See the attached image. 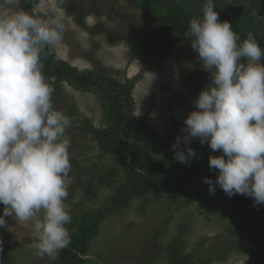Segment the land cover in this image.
I'll use <instances>...</instances> for the list:
<instances>
[{"label":"rangeland","instance_id":"obj_1","mask_svg":"<svg viewBox=\"0 0 264 264\" xmlns=\"http://www.w3.org/2000/svg\"><path fill=\"white\" fill-rule=\"evenodd\" d=\"M167 2L66 0L58 8L66 31L53 50L58 66L69 74H43L54 89V108L71 119L66 135L72 141V167L65 201L71 239L103 213L96 231L83 240L84 252L75 253L70 263L170 264L171 256L178 254L187 264H264V241L231 216L207 210L180 187L143 191L124 205L118 202L131 185L128 166L94 133L111 129L112 110L109 93L90 79H110L119 89H130L132 121L125 136L156 157L174 154L171 146L177 136L185 135L184 120L210 82V73L201 68L191 43L162 29L159 17H169L168 8L175 10ZM224 2L237 14L261 4V0ZM20 4L21 0L19 9ZM33 4V14L44 18L48 0L43 6L40 0ZM260 18L258 43L264 49V16ZM190 146L197 154L191 161L222 154L199 138ZM4 207L0 204V215ZM5 219L6 226L0 227V264L69 262L64 249L55 259L35 254L33 222Z\"/></svg>","mask_w":264,"mask_h":264},{"label":"clouds","instance_id":"obj_2","mask_svg":"<svg viewBox=\"0 0 264 264\" xmlns=\"http://www.w3.org/2000/svg\"><path fill=\"white\" fill-rule=\"evenodd\" d=\"M65 2L48 0L40 18L19 9V0H0V227L8 216L33 222L35 254L51 259L71 242L65 207L71 119L54 108L41 57L63 40L58 8ZM186 36L210 82L184 120L185 135L171 146L174 159L190 163L197 155L191 141L199 138L222 153L209 157L219 173L215 181L204 178L209 193L219 185L229 197L264 204V49L251 33L241 41L211 0L191 19Z\"/></svg>","mask_w":264,"mask_h":264},{"label":"trees","instance_id":"obj_3","mask_svg":"<svg viewBox=\"0 0 264 264\" xmlns=\"http://www.w3.org/2000/svg\"><path fill=\"white\" fill-rule=\"evenodd\" d=\"M167 1L170 2V4L167 2L168 5H174L176 11L168 8L169 17H159L162 29L166 32L175 31L183 40L191 43L186 36L190 21L202 15V10L209 0ZM211 2L220 13V20L229 21L241 41L246 39L249 33L253 34L258 42L261 40L258 32L261 31L260 16H264V0H261L259 6H253L255 9L240 14H237L224 0H211ZM33 3L34 0H21L20 9L33 14ZM41 62L44 65L45 75L65 77L69 74L65 68L58 66L53 49L42 55ZM90 80L99 82L109 93L111 106L108 109L112 110L111 129L96 130L94 133L108 143L105 147L107 150L116 152L128 166L131 185L124 191L123 197L118 199L120 205L129 202L143 191L180 187L207 210L231 216L238 221L242 229L252 231L258 239L264 241V204L255 205L251 197L241 194L229 197L219 185H216L215 194H210L209 185L204 183V178L209 177L215 181L219 173L216 169H210L208 156L201 161H190L185 164L175 160L174 154L156 157L133 143L125 136L126 126L132 121V112L129 110L130 89L121 90L110 79L102 82L98 79ZM102 216L103 213H99L93 220V226L85 227L77 237L71 239L69 246L64 249V258L69 260L67 264H73L75 253L84 252L83 240L96 231ZM170 264H187V259L175 254L171 256Z\"/></svg>","mask_w":264,"mask_h":264}]
</instances>
